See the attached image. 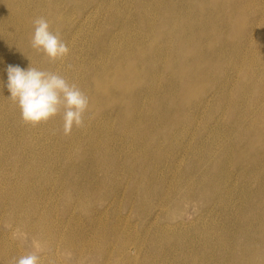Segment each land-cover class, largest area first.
Wrapping results in <instances>:
<instances>
[{"label":"rangeland","instance_id":"obj_1","mask_svg":"<svg viewBox=\"0 0 264 264\" xmlns=\"http://www.w3.org/2000/svg\"><path fill=\"white\" fill-rule=\"evenodd\" d=\"M78 1L0 0V264H264V0ZM8 65L76 84L83 125L25 124Z\"/></svg>","mask_w":264,"mask_h":264},{"label":"clouds","instance_id":"obj_2","mask_svg":"<svg viewBox=\"0 0 264 264\" xmlns=\"http://www.w3.org/2000/svg\"><path fill=\"white\" fill-rule=\"evenodd\" d=\"M31 47L52 61L62 60L69 54L68 46L50 30L49 22L44 18L33 22ZM6 73L7 99L16 104L25 124L38 126L59 115L65 135L83 125L89 99L64 75L31 66L24 69L19 65H8ZM39 259L36 252H30L16 258L15 264H39Z\"/></svg>","mask_w":264,"mask_h":264},{"label":"bare ground","instance_id":"obj_3","mask_svg":"<svg viewBox=\"0 0 264 264\" xmlns=\"http://www.w3.org/2000/svg\"><path fill=\"white\" fill-rule=\"evenodd\" d=\"M6 1H7V0H6ZM68 1H69V0H68ZM74 1H75V0H74ZM79 1H80V0H79ZM79 1H78V2H79ZM83 1H84V0H83ZM86 1H87V0H86ZM71 2H72V1H71ZM3 3H4V2H3ZM10 3H11V2H9V4H10ZM67 3H68V2H67ZM93 3H94V2H93ZM9 4H8V5H9ZM68 5H69V4H68ZM70 5H71V4H70ZM84 5H85V4H84ZM86 5H87V4H86ZM88 5H89V4H88ZM8 7H9V6H8ZM4 8H5V7H4ZM1 9H2V8H1ZM12 9H13V8H12ZM11 11H12V10H11ZM169 12H170V11H169ZM8 14H9V11H8ZM169 14H170V13H169ZM170 16H171V15H170ZM53 18H54V17H53ZM55 18H56V17H55ZM114 18H115V17H114ZM56 20H57V19H56ZM59 20H60V19H59ZM57 21H58V20H57ZM165 21H166V20H165ZM165 21H164V22H165ZM167 21H168V20H167ZM167 21H166V23H167ZM33 22H34V20H33ZM33 22H32V24H33ZM57 23H58V22H57ZM166 23H164V24H166ZM58 24H59V23H58ZM166 26L169 27L170 24H168V25L166 24ZM55 27H56V26H55ZM169 28H170V27H169ZM58 29H59V28H58ZM54 31H55V29H54ZM167 31H168V30H167ZM169 31H170V30H169ZM29 32H30V31H29ZM28 34H30V33H28ZM155 38H156V37H155ZM248 44H249V43H248ZM170 45H171V44H170ZM176 45H177V44H176ZM163 46H165V45H163ZM177 46H178V45H177ZM170 47H171V46H170ZM180 47H181V46H180ZM178 48H179V46H178ZM168 49H170V48H168ZM181 49H182V48H181ZM135 50H136V49H135ZM180 51H181V50H180ZM184 53H185V51H184ZM186 53H187V52H186ZM190 53H193V52H190ZM183 55H184V54H183ZM193 56H195V55L193 54ZM185 57H186V56H185ZM127 58H128V57H127ZM127 58H126V59H127ZM182 58H183V56H182ZM198 58H199V57H198ZM172 59H173V58H172ZM196 61H198V59H197ZM60 62H61V61H60ZM128 64H129V63H128ZM193 65H194V64H193ZM195 65H196V64H195ZM124 67H125V66H124ZM195 67H196V66H195ZM122 68H123V66H122ZM119 69H121V68H119ZM190 69H191V68H190ZM128 70H129V69H128ZM126 71H127V70H126ZM134 71H135V70H134ZM114 72H115V71H114ZM117 72H119V70H118ZM120 72H121V71H120ZM115 73H116V72H115ZM128 73H129V72H128ZM128 73H127V76H129ZM194 73H195V71H194ZM124 74H125V73H124ZM117 75H118V73H117ZM125 75H126V74H125ZM125 75H124V76H125ZM130 75H131V74H130ZM118 76H119V75H118ZM127 76H125V77H127ZM131 76H132V75H131ZM125 77H124V78H125ZM129 77H130V76H129ZM112 78H113V77H112ZM131 78H132V77H131ZM102 79H103V78H102ZM116 79H118V78H116ZM116 79H115V80H116ZM119 79H120V78H119ZM119 79H118V80H119ZM118 80H117V81H118ZM125 80H126V79H125ZM103 81H104V79H103ZM111 81H112V80H111ZM117 81H116V82H117ZM119 81H120V80H119ZM119 81H118V82H119ZM120 82H121V81H120ZM122 83H123V81H122ZM126 83H127V80H126ZM103 84H104V83H103ZM115 84H116V83H115ZM115 84H114V85H115ZM102 86H103V85H102ZM98 89H99V88H98ZM110 89H111V88H110ZM124 89H125V88H124ZM103 90H104V89H103ZM100 91H102V89H101ZM100 91H99V92H100ZM104 91H105V90H104ZM107 91H108V89H107ZM100 94H101V93H100ZM104 94H106V93H104ZM97 95H98V93H97ZM101 95H102V94H101ZM98 96H99V95H98ZM102 97H104V96H102ZM102 97H100V98H102ZM97 99H98V98H97ZM103 99H104V98H103ZM106 102H107V101H106ZM102 104H103V103H102ZM137 129H138V127H137ZM137 129H136V130H137ZM137 131H138V130H137ZM132 136H133L134 141L136 142V145H138V140H139V139H138V133H134V134H132ZM55 247H57V246H55Z\"/></svg>","mask_w":264,"mask_h":264}]
</instances>
